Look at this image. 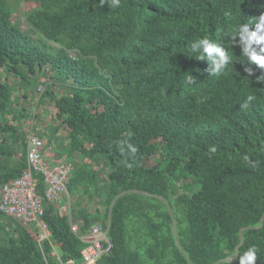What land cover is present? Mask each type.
Here are the masks:
<instances>
[{
	"label": "trees",
	"instance_id": "trees-1",
	"mask_svg": "<svg viewBox=\"0 0 264 264\" xmlns=\"http://www.w3.org/2000/svg\"><path fill=\"white\" fill-rule=\"evenodd\" d=\"M20 1L36 4L22 20L0 0V186L26 169V126L43 107V138L73 166L71 214L44 200L62 259L83 248L71 219L82 229L110 219L113 251L99 264H239L253 247L264 264V69L228 37L264 14V0ZM201 38L231 57L223 75L192 58ZM3 70L41 94L32 111L35 92ZM51 253L0 213V264H58Z\"/></svg>",
	"mask_w": 264,
	"mask_h": 264
},
{
	"label": "clouds",
	"instance_id": "clouds-1",
	"mask_svg": "<svg viewBox=\"0 0 264 264\" xmlns=\"http://www.w3.org/2000/svg\"><path fill=\"white\" fill-rule=\"evenodd\" d=\"M250 2H251V0H249V3ZM99 4L101 7H104V5L107 4L108 7H110V8H118L120 6V0H99ZM253 24L255 25V29L250 31L249 30L250 26ZM228 37L231 38V40H230L231 44H234L236 42L237 37H239L240 43L243 45V57L246 58V60H245L246 63L255 64L258 67L264 69V14H261L258 18H255V21L252 24L239 25L237 30L235 32L230 33L228 35ZM253 44L259 46V50L253 48L252 47ZM189 52H190V54H192V58H194L196 60H208L212 65H214V67L211 69V71L216 76L223 75L225 73L226 69L228 68V66L231 63H233L231 57L227 54L225 47L221 46V44H219L217 42H213L212 40H210L208 38H201V39L191 43L190 48H189ZM245 71L248 72L249 74H251L250 68H245ZM193 77L194 76L192 74L186 75V77L183 81L185 86L190 85V83L192 81H194ZM257 80H258V82H262L261 86H262V88H264V75L261 74V76L258 77ZM254 99H255V97L253 95H248L245 102L241 105V107L247 108L249 106L248 102L253 101ZM43 128H39L38 130L35 131L36 134L32 133L29 135V137L31 135H36L45 141L46 145L44 148V152L49 149L50 155H49L48 159L46 157H44V159L47 161L60 160V161H68L69 162V160L64 158L62 151L58 147H57V150L55 151V146L54 145L50 146L47 142V139L43 138V136H42V134H44ZM29 137H28V139H29ZM27 147H28V142H27ZM127 147L131 150V153L135 154L137 152V148L135 146H133L132 144H128ZM120 150L123 151V147H121ZM261 150L264 151V147H262ZM211 151L214 153L215 148L213 147L211 149ZM58 152H60V153H58ZM56 153L58 155L62 156L63 158L59 159L58 158L59 156H57ZM243 160L246 163L250 164L252 167H256V164L258 163V162L252 163L250 161V158L248 155H245L243 157ZM26 164H27V159H26ZM128 166L131 167V165H128ZM72 172H73V166H72ZM3 184H5V183H3ZM67 189H68V185H67ZM68 195H69V191H68ZM66 203H67L66 209H63V208H61V209L56 208V209L58 211L65 213V214H67V213L71 214V212H70V210H71L70 196H69V199L66 200ZM99 207H100V209L103 208L101 206H99ZM101 212H103V211H101ZM5 218H8V217H5ZM43 220H44V217H43ZM44 222H45V220H44ZM109 222H110V219L108 221H99V222L91 225L88 229H82L79 221L71 219L72 233L76 237H78L79 239L81 238L82 244H83V248H82L83 252H85V254H86V252H88L92 248H94L95 251L97 250V252H95V255H96L95 256L96 257L95 264H99L100 260L104 256L111 254L113 251V243L110 239H108V236H107L108 228L110 225ZM95 225H100L102 228V230H101V233H102L101 239L102 240H101L100 250L95 248L96 247V245H95L96 240L90 238V231ZM74 228H77V230L75 231ZM49 232H50V237L48 239L45 238L44 240H42L40 242L38 240H36L35 237H33V236L32 237H33L34 241L37 242L41 248H43V246L46 245V243L50 244V246L52 248L51 258L54 259L55 261H57L58 264H69V260L64 261L62 259L60 245L56 241L53 240L52 232L50 229H49ZM85 257H86V255H85ZM256 260H257L256 249L253 247V248H249V250L247 252H245L243 254V256L239 257V264H256ZM85 264H89V261L87 260V258H86Z\"/></svg>",
	"mask_w": 264,
	"mask_h": 264
},
{
	"label": "built area",
	"instance_id": "built-area-1",
	"mask_svg": "<svg viewBox=\"0 0 264 264\" xmlns=\"http://www.w3.org/2000/svg\"><path fill=\"white\" fill-rule=\"evenodd\" d=\"M45 145L42 138L31 135L26 169L18 178L0 187V213L18 222L39 242L50 237L48 225L43 220L44 200L56 208L66 209V200L69 199L67 185L72 175V165L68 161L44 159ZM41 183L44 184V196L40 193ZM101 230L100 225H95L90 231V238L96 240L98 250L101 248ZM88 252L89 264H95L97 250L92 248Z\"/></svg>",
	"mask_w": 264,
	"mask_h": 264
},
{
	"label": "rangeland",
	"instance_id": "rangeland-1",
	"mask_svg": "<svg viewBox=\"0 0 264 264\" xmlns=\"http://www.w3.org/2000/svg\"><path fill=\"white\" fill-rule=\"evenodd\" d=\"M8 4L9 7L12 11H14V15L16 19H21L22 20V15L25 13L27 14L29 12V10H31L32 8L35 7L36 4L34 3H26L24 4L23 1H20L19 3H14L13 0H8ZM24 29L28 32V33H34L32 31H30L29 27L27 26V24L24 22L23 24ZM73 54V53H72ZM2 73V78L8 80L15 88L16 90H18L19 92L25 87H30V91L32 93L38 92V90L34 89L31 85H28L27 83L23 82V80L20 77H16L13 76L12 74H10L9 72H7V70H3L1 71ZM23 94V93H21ZM41 94H36V97H31L26 103H29V105L27 106L29 111H32L34 109L35 105L39 104V100H40ZM33 118H31V120H29V122L27 123V128H28V132L29 135L32 133H35L36 130H38L39 128H43L45 125L49 124V121L51 120L49 116H46L45 118H43V107L41 106H37L33 112ZM54 120H57L54 118ZM61 132L66 136V133L63 131V129L61 128ZM36 134V133H35ZM60 153V152H58ZM59 159H62L63 157L59 155L58 157ZM100 204L103 205V200H99ZM99 201H94L91 205L87 204V207L90 208V210H92L93 212H95L96 210H101L104 212V207L100 209L99 207ZM95 210V211H94ZM79 221V220H78Z\"/></svg>",
	"mask_w": 264,
	"mask_h": 264
},
{
	"label": "bare ground",
	"instance_id": "bare-ground-1",
	"mask_svg": "<svg viewBox=\"0 0 264 264\" xmlns=\"http://www.w3.org/2000/svg\"><path fill=\"white\" fill-rule=\"evenodd\" d=\"M165 9V8H164ZM88 63V62H87ZM78 68V67H77ZM89 71V70H88ZM89 79V78H88ZM57 90V89H56ZM78 105V104H77ZM69 121V120H68ZM81 240V238L79 239ZM82 241V240H81ZM90 252H83V250L81 249L80 252V258L79 259H69V264H85L86 261V257L85 255H89ZM55 258V257H54Z\"/></svg>",
	"mask_w": 264,
	"mask_h": 264
},
{
	"label": "crops",
	"instance_id": "crops-1",
	"mask_svg": "<svg viewBox=\"0 0 264 264\" xmlns=\"http://www.w3.org/2000/svg\"><path fill=\"white\" fill-rule=\"evenodd\" d=\"M54 125V124H53ZM44 129V128H43ZM55 146V151L57 150V146L56 145H54ZM49 149L48 150H46L45 152H44V157H46L47 159L49 158V155H50V153H49ZM56 155L57 156H59L57 153H56Z\"/></svg>",
	"mask_w": 264,
	"mask_h": 264
}]
</instances>
